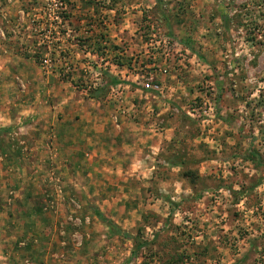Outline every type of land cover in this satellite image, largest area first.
<instances>
[{"label": "rangeland", "instance_id": "1", "mask_svg": "<svg viewBox=\"0 0 264 264\" xmlns=\"http://www.w3.org/2000/svg\"><path fill=\"white\" fill-rule=\"evenodd\" d=\"M48 2L0 0L2 110L24 108L33 94L57 98L56 79L41 81L52 68L32 56L46 54L40 16ZM64 2L71 35L117 33L120 41L98 43L131 54L138 83L125 81L126 101L109 90L113 114L144 126V135L149 125L169 130L147 138L139 178L81 188L50 180L54 165L20 143L32 135L0 132V264H264V0ZM30 59L41 70L30 72ZM98 72H80L86 86L98 83ZM149 75L162 83V96H140ZM61 82L57 96L87 98ZM108 221L117 233L109 234Z\"/></svg>", "mask_w": 264, "mask_h": 264}, {"label": "crops", "instance_id": "2", "mask_svg": "<svg viewBox=\"0 0 264 264\" xmlns=\"http://www.w3.org/2000/svg\"><path fill=\"white\" fill-rule=\"evenodd\" d=\"M79 32L78 35H80ZM92 33L91 31L90 36L87 37L90 39V47L93 49H87L86 57L88 60L87 58L76 60L75 66L79 69H86V67L98 70L101 67L109 69V72L121 81L116 85V89L119 90L118 93H123L122 99L126 101L128 93L124 90L127 89L128 84L125 81L131 79L130 83H138L139 76L138 72L135 73L128 68L126 57H131L129 56L131 54L127 50L117 53L120 48L112 50L106 46H102L100 51L96 50L99 43H107L110 41L109 39H116V41H120V39L117 33L99 36ZM74 43H70V46L67 45L68 52L74 56H80L77 53H80L79 46L77 48ZM114 57L120 60V65L113 62ZM30 61L29 63L24 62L32 68L30 72L41 70L36 66L33 59ZM143 66L146 67V65ZM50 72H53L52 69ZM50 72L46 70L48 74L43 73L45 77L42 75V79H40L47 83L50 79L52 81L56 79L59 83L56 87V94L59 95L63 82L59 79L58 74ZM95 79L96 82L101 83L102 75H96ZM141 92L144 94H141V97H148V92ZM57 95V98L52 99L48 92L41 97L38 94H33L24 100V108L15 106L13 110L11 108V111L10 108L9 110L0 109V132L3 133L7 129L13 130V133L21 131L24 134L32 135L25 138L29 140L28 143L20 142L24 144L23 148L34 151L35 160L42 157L45 159V163L54 165L48 176L55 177L60 181H71L73 184H78L77 188H81L82 181L85 184L104 179L127 181L132 175L139 178V173H142L141 169L146 164L143 154L146 147L145 143L147 145L150 143L147 138L150 137L151 142L158 138L161 139L166 137L165 134L169 130L153 131L149 125L146 129L147 135H144V126H126L123 116L113 114L107 106L108 96L98 100L87 96V98H74L73 96L63 95L59 97ZM148 112H151L153 116L159 115L155 108H151ZM135 116L138 115L135 114ZM154 137L156 138L154 139ZM150 145L149 147L155 150L157 142ZM58 200L59 203L65 202L63 190Z\"/></svg>", "mask_w": 264, "mask_h": 264}, {"label": "built area", "instance_id": "3", "mask_svg": "<svg viewBox=\"0 0 264 264\" xmlns=\"http://www.w3.org/2000/svg\"><path fill=\"white\" fill-rule=\"evenodd\" d=\"M66 9V2H64V0H49V2L47 3V13L45 16H40L42 20H44V24L42 23V25H44V35H45V47H46V54H43L42 58H41V63L40 66L43 69H57V68H61L64 67V72H69L68 70L74 69L76 68V63H73L70 58L72 59H76L79 58V56L77 55H73L72 53L70 54L68 52L67 49V45L70 46V44L68 43L67 38L71 37L73 40H75V45H77V48L79 46V52H77L79 55H83V58H87L86 57V53H87V45H83L80 46L79 43L80 42V38H84L85 36H79L78 34H74L71 35L72 30L69 28H65V26H67L68 24V20L64 19V16L62 15L63 11ZM38 19H40L38 17ZM185 52L187 53V50L185 49ZM56 53L58 58L56 60V62H54V60H52L49 57V54H54ZM81 59V58H79ZM77 59V60H79ZM84 63H88V62H84ZM94 69L92 67H86V69ZM98 70V69H96ZM99 73L97 74V76L102 75L101 73L104 71H107V68H102L98 70ZM110 71V70H109ZM159 72L162 74H166L167 73V69L163 68V69H159ZM59 75V74H58ZM95 81H97L96 79H94V83H96ZM99 83H96L94 85H97ZM118 85V84H117ZM141 90L144 92H148V93H157L160 94L161 96L163 95V91H164V87L162 85L161 82L155 80L153 78V75H149L148 77L144 78V80L142 82L139 83ZM114 86H112L110 88L111 92L114 91ZM211 108L208 106L207 110H203L202 115H206L209 116L208 111ZM194 110L192 111H186L187 115H191L193 116ZM213 117V115H212ZM204 121V120H202ZM50 180H54L56 182H59L60 180L50 176ZM60 194H61V189L60 187H58L57 190Z\"/></svg>", "mask_w": 264, "mask_h": 264}, {"label": "trees", "instance_id": "4", "mask_svg": "<svg viewBox=\"0 0 264 264\" xmlns=\"http://www.w3.org/2000/svg\"><path fill=\"white\" fill-rule=\"evenodd\" d=\"M80 42H81L79 43L80 46L87 45L86 47L87 49L93 50L92 47H90L91 43H90L89 38L87 37L80 38ZM100 48H102V46H100V44H97L96 50L100 51ZM32 56L34 58V61L40 65L41 63L40 58L42 56L41 52L37 51ZM112 60L115 64L120 65L119 59L114 57ZM57 69H59L58 73H59L60 80L70 82V84H72L76 88L84 89L87 93V97L98 99V100L105 98L108 95L107 93L109 92L110 88L112 86H116L118 83L121 82L120 80H118V78H116V76L112 75L109 72V69H107V71H104L101 73L102 74L101 83L97 85H94L93 83H91L92 85L87 84L89 86H86L85 80L83 76L80 74V72L83 74L84 72L87 71V69H80L76 73L75 72L74 73L64 72V67L57 68ZM103 221H105L104 218H103ZM107 223L108 225H110V229H111L109 232L110 235L115 232L117 233L119 231V229L113 223L109 221Z\"/></svg>", "mask_w": 264, "mask_h": 264}]
</instances>
